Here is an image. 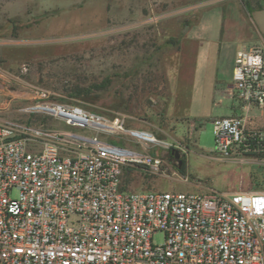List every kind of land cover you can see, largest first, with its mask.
<instances>
[{"label": "rangeland", "instance_id": "rangeland-1", "mask_svg": "<svg viewBox=\"0 0 264 264\" xmlns=\"http://www.w3.org/2000/svg\"><path fill=\"white\" fill-rule=\"evenodd\" d=\"M260 2L0 0V123L68 131L35 109L46 99L43 91L50 93L49 102L111 120L126 118L125 132L112 138L116 145L161 161L159 175L140 165L127 167L123 183L129 191H257L264 187V169L214 154L211 118L230 116L239 103L228 93L233 62L237 51L264 39L253 16L254 8L264 6ZM259 15L264 25V12ZM185 33L203 41L194 64H182L192 74L180 91L188 96L190 119L204 118L201 125L169 110L167 59ZM170 39L177 42L167 43ZM180 104L181 109L185 103L180 99ZM251 115L258 118L259 112ZM179 161L184 174L178 172ZM152 240L162 244L164 238L156 234Z\"/></svg>", "mask_w": 264, "mask_h": 264}, {"label": "built area", "instance_id": "built-area-1", "mask_svg": "<svg viewBox=\"0 0 264 264\" xmlns=\"http://www.w3.org/2000/svg\"><path fill=\"white\" fill-rule=\"evenodd\" d=\"M232 82L244 115L211 121L213 153L264 169L248 120L264 111V47L237 51ZM49 96L40 111L68 131L0 123V264H264V190L129 191L127 167L159 175L161 161L113 144L126 118Z\"/></svg>", "mask_w": 264, "mask_h": 264}, {"label": "crops", "instance_id": "crops-1", "mask_svg": "<svg viewBox=\"0 0 264 264\" xmlns=\"http://www.w3.org/2000/svg\"><path fill=\"white\" fill-rule=\"evenodd\" d=\"M254 10L255 12L253 13V16L259 22L260 26L264 28V25H261L260 22L261 17H259L260 16L259 13L264 12V8L262 9L254 8ZM254 23L256 22L254 21ZM256 27H258L257 23H256ZM202 46H203V41L200 38L190 37L189 35H187V33H185L181 41V47L178 50L172 52L167 59L168 77H169V86H170L169 110L175 114H179L188 118L190 121L194 120V122H198L200 123V125L204 118L193 117L192 120L190 119L191 116L188 110L190 104L188 103L189 102L188 96L186 95V97H183V94H181L180 91H183V85L187 82L186 80L189 79L192 74V69H184L182 68V64H185L186 61L187 63L190 62L193 65L194 64L193 60L196 61V58L199 54V49ZM255 46L264 47V39H262L261 44H257ZM188 82L190 83V79L188 80ZM228 93L230 94V92ZM179 98L181 99V101L185 103L181 109H180L181 104ZM252 111L259 112V117L253 118L251 115ZM251 112L248 117L250 125H253L256 128H264V111L262 112L258 109H253L251 110ZM242 115H244V112L241 109L240 103H238L237 105H233L230 116H242ZM213 118H211V121L213 120ZM239 165L241 166V164ZM260 190H264V187L258 188L257 191Z\"/></svg>", "mask_w": 264, "mask_h": 264}, {"label": "trees", "instance_id": "trees-1", "mask_svg": "<svg viewBox=\"0 0 264 264\" xmlns=\"http://www.w3.org/2000/svg\"><path fill=\"white\" fill-rule=\"evenodd\" d=\"M260 1H262V3L264 4V0H259V2ZM261 3V2H260ZM262 8H264V6H261V5H259V7L257 8V9H262ZM188 25H189V23H185V26H186V28H188ZM177 41L175 40V39H170L167 43H169V44H174V43H176ZM113 144H116L115 142H113ZM127 172H128V170H127ZM178 172L180 173V174H184V162H182V164H181V166L179 167L178 166Z\"/></svg>", "mask_w": 264, "mask_h": 264}, {"label": "bare ground", "instance_id": "bare-ground-1", "mask_svg": "<svg viewBox=\"0 0 264 264\" xmlns=\"http://www.w3.org/2000/svg\"><path fill=\"white\" fill-rule=\"evenodd\" d=\"M35 109H36V110H39V111L42 110V108H41L40 106L35 107ZM131 134H132L134 137H136V138H138V139H140V140H146V139H143L142 137H138V135L134 134L133 132H132ZM131 134H130V135H131ZM146 135H147V134H146ZM146 135H145L144 137H145V138H149V142H150V141H152V142H156L155 139H154L151 135H149V136H146ZM146 141H148V140H146Z\"/></svg>", "mask_w": 264, "mask_h": 264}, {"label": "water", "instance_id": "water-1", "mask_svg": "<svg viewBox=\"0 0 264 264\" xmlns=\"http://www.w3.org/2000/svg\"><path fill=\"white\" fill-rule=\"evenodd\" d=\"M134 134L138 135V137H142L143 139H146L144 136L146 133L143 132H133ZM171 153L174 154L175 158H178V153L175 150H171ZM181 161H179V167L181 166Z\"/></svg>", "mask_w": 264, "mask_h": 264}]
</instances>
